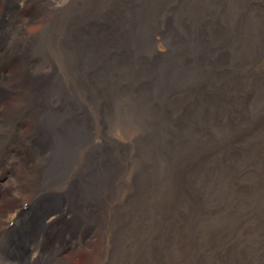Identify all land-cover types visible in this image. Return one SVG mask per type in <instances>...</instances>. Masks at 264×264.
Masks as SVG:
<instances>
[{"label": "bare ground", "instance_id": "6f19581e", "mask_svg": "<svg viewBox=\"0 0 264 264\" xmlns=\"http://www.w3.org/2000/svg\"><path fill=\"white\" fill-rule=\"evenodd\" d=\"M0 189V264H264V0H0Z\"/></svg>", "mask_w": 264, "mask_h": 264}, {"label": "rangeland", "instance_id": "374dc122", "mask_svg": "<svg viewBox=\"0 0 264 264\" xmlns=\"http://www.w3.org/2000/svg\"><path fill=\"white\" fill-rule=\"evenodd\" d=\"M9 178H10V175L7 173V177H5L4 179H2L1 182L3 184L4 183L7 184ZM244 181H246L248 183L251 182L248 178L245 179ZM250 184L252 185V184H254V182H251ZM2 190L3 189H0V194L2 193ZM222 190H223V198H224L222 200L225 202V204L228 203L226 210L223 212L224 218L227 219V218H231L233 216V214L235 213L234 212V209L237 207V205H236V202L233 200L232 192L230 190H227V189H224V188L221 187L218 190V193H221L222 194ZM246 197L249 200L248 201L249 205H251L253 203V201L255 200V194H254V192H251V193L248 194V191H246V193H244V199ZM244 204H245V202H244ZM212 206H213L212 209L209 210V211H207V214H206V218L210 222H212L213 219L218 220V218L220 216V213H218L216 215H213L211 212L212 211H215V210H220L223 205H221L220 203H216L215 200H212ZM6 232H7V235H3V236L4 237H7V238H10L11 233L9 231H6ZM22 236H23V234L21 235V237Z\"/></svg>", "mask_w": 264, "mask_h": 264}]
</instances>
